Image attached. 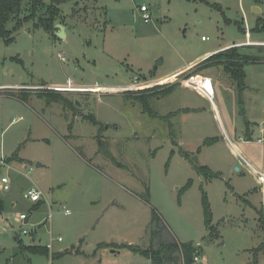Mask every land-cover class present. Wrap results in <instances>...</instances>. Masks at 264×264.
Instances as JSON below:
<instances>
[{
  "label": "rangeland",
  "instance_id": "rangeland-1",
  "mask_svg": "<svg viewBox=\"0 0 264 264\" xmlns=\"http://www.w3.org/2000/svg\"><path fill=\"white\" fill-rule=\"evenodd\" d=\"M59 11L64 39L37 27L38 17L12 41L0 36V185L9 180V190L0 186V264H153L130 246L169 243L197 244L196 264H248L262 248L264 264L262 186L236 171L242 161L229 145L264 173V49L255 45L264 43V0H69ZM234 48L261 60L245 66L243 92L214 61L170 78ZM208 138L219 141L204 146ZM203 166L221 176L206 179ZM33 188L38 203L25 197ZM203 194L218 231L212 243ZM51 239L48 255L24 250Z\"/></svg>",
  "mask_w": 264,
  "mask_h": 264
},
{
  "label": "trees",
  "instance_id": "trees-1",
  "mask_svg": "<svg viewBox=\"0 0 264 264\" xmlns=\"http://www.w3.org/2000/svg\"><path fill=\"white\" fill-rule=\"evenodd\" d=\"M69 0H51L50 4H45L41 0H0V36L8 37V42L12 41L10 38L12 31L19 28L24 22L32 21L38 17V23L35 25L41 28H44L47 32L56 31V24H60L62 17L60 15L59 6ZM46 10L40 14L42 10ZM39 13V14H38ZM25 15L24 17H22ZM12 27V28H10ZM55 36V34H54ZM264 49V46H259ZM214 61L215 65L223 67V69L230 75L231 80L237 85L238 90L243 92L246 89L245 84V66L250 63L260 62L261 60L258 58H253L250 55L240 54L235 48L227 49L224 52H220L217 54H213L209 58L205 59L195 67L199 65L206 64L202 70L211 68V64L209 62ZM174 79V78H173ZM153 88L151 90H154ZM52 101L57 102H67L62 99L48 98L47 104L51 105ZM145 109L147 107L146 100L142 101ZM67 106V104H64ZM199 110H184L185 113L198 112ZM249 124V123H248ZM219 141L218 138H208L204 142V146H211L216 144ZM199 152V151H198ZM182 155L190 160V155L187 152L181 151ZM198 173L204 176L206 179H216L221 175L220 173L213 172L209 167L203 166L199 167ZM192 184L190 180L183 191L187 190ZM1 206V205H0ZM203 214L205 218V226L207 228V232L210 234L208 243H212L214 241L215 232H218L215 226L213 225V217L209 207V203L207 200L206 194H203ZM259 221L261 222L262 227H264V213L261 210L258 212ZM159 216L154 212L153 221H159ZM218 235V233H216ZM132 251H136L146 257H150L152 259L153 264H179L180 259H183L184 264H196L195 257L199 252V247H194L193 244H177V243H169L163 244L159 249L154 250H139L132 248ZM24 250L29 251L33 254H42L48 255L49 250L47 248L39 247V246H28L24 247ZM262 250V248H255L251 250L253 252V257L249 264H259L258 261V253ZM180 253L179 255L176 254Z\"/></svg>",
  "mask_w": 264,
  "mask_h": 264
},
{
  "label": "crops",
  "instance_id": "crops-1",
  "mask_svg": "<svg viewBox=\"0 0 264 264\" xmlns=\"http://www.w3.org/2000/svg\"><path fill=\"white\" fill-rule=\"evenodd\" d=\"M66 31V30H65ZM240 45H246V44H244V43H242V44H237L236 46H238V47H240ZM256 46H264V43H256L255 44ZM216 51H218V50H216ZM216 51H213V52H210V53H207V54H205L204 56H202L201 58H199L197 61H195V62H192L190 65H185V66H183V68H181V69H179V70H177L176 71V73L175 74H173L170 78H176L178 75H181V74H183V73H185V72H187L188 70H190L191 68H193V67H195L197 64H199L202 60L204 61L205 60V58L207 59V57H209V55H211V54H213V53H215ZM196 77V76H195ZM204 78V77H203ZM169 79V78H168ZM168 79H166V80H168ZM205 80H208L209 81V83H211L212 85H213V83H212V81H211V79H207V78H204ZM194 80V79H193ZM26 88H29V87H27V86H25ZM213 88H214V86H213ZM195 89L196 90H199V92L202 94V93H204L208 98H212L211 96L209 97L208 95H207V92H206V87H205V85H200L199 86V88L198 87H195ZM202 96H204L203 94H202ZM205 97V96H204ZM207 97H205V98H207ZM212 105L214 106L215 105V109H216V114H215V116L220 120V123L222 124L221 126H222V128H221V130H222V132L224 133V136L229 140V136H228V132L226 131V129H225V126H224V121H223V119H222V116H221V113H220V111H217V106H216V104L212 101ZM213 106H212V108H213ZM213 110H214V108H213ZM249 132L247 133V136H246V139L243 141L242 140V138H239L240 140H242L243 142H248V141H252L253 140V134H254V131H252V130H248ZM229 142H230V140H229ZM257 142L258 143H262V144H264V128H261V130H260V137L259 138H257ZM229 145H230V147L232 148V156L236 159V157L238 156V158H240V156L242 157V158H244V160L248 163V165L249 166H247V165H245L243 162H239L240 163V169L241 168H243V169H245V170H247L248 172H251V173H253L255 176H257L256 175V173H259V174H262L263 176H264V173L263 172H259V171H257L255 168H253V166L251 165V163L247 160V158L245 157V155L244 154H242L241 153V151H240V149H238L237 148V146L235 145V144H233V143H229ZM3 157V156H2ZM18 160H20L19 158H18ZM241 161V160H240ZM243 163V164H242ZM236 165V164H235ZM254 171L256 172V173H254ZM256 180H257V182L260 184V182H259V179H258V177L256 178ZM261 185V184H260ZM262 208H263V210H264V201H263V204H262ZM29 219H30V217H28V219L25 221V223H27L28 221H29ZM60 239V238H59ZM58 239V240H59ZM62 240V239H61ZM53 243H54V239H51V243L50 244H52V246H53ZM36 246V245H35ZM48 246V245H47ZM47 246L45 247V246H39V247H43V248H47ZM198 246V245H197ZM48 249V248H47ZM49 250V249H48ZM80 251H77L76 253H79ZM66 253H69V251H66ZM55 254H53L52 256L53 257H55L54 256ZM57 255V254H56ZM58 257V256H57ZM250 263V262H249ZM248 263V264H249Z\"/></svg>",
  "mask_w": 264,
  "mask_h": 264
},
{
  "label": "built area",
  "instance_id": "built-area-1",
  "mask_svg": "<svg viewBox=\"0 0 264 264\" xmlns=\"http://www.w3.org/2000/svg\"><path fill=\"white\" fill-rule=\"evenodd\" d=\"M148 10H149V8H148L147 6H145V5H143V6L140 7V12L143 13V19H144V21H145L146 23L150 21V15L147 14ZM247 36H248V38L250 37L249 32H247ZM247 43H248V44H251V43L249 42V40L247 41ZM143 88H145V86H143V84H140V86H139V85H138V86L134 85V86L131 87L132 91H134L135 89H136V90H139V89H143ZM207 99H208L209 101H211V102L213 101V99H211V98H208V97H207ZM240 160H241L245 165L249 166L248 163H247V162L244 160V158H242L241 156H240ZM1 163H2L3 165H5V162H4L3 157L1 158ZM254 173H256V172L254 171ZM256 175H257V177H258V179H259V182H260V184H261V186H262V192H263V194H264V176H263L262 174H259V173H256ZM8 183H9V180H8L6 177H3V178H2V181H1V185H0V186H1V189H3V190H9ZM25 197H26L27 199H29L32 203H38V202H40L41 199H42V192L39 191V190H37V189H35V188H33V189H31V190L28 191V193L26 194ZM19 219H20L21 221L25 222V221L28 219V216H26L25 214H21L20 217H19ZM33 232H35V231H33ZM24 234H28V231H24ZM58 241H61V238H60ZM47 248H48L49 250H51V249H52V244H49V245L47 246ZM199 261H200L199 257L196 256V257H195V262H199Z\"/></svg>",
  "mask_w": 264,
  "mask_h": 264
},
{
  "label": "water",
  "instance_id": "water-1",
  "mask_svg": "<svg viewBox=\"0 0 264 264\" xmlns=\"http://www.w3.org/2000/svg\"><path fill=\"white\" fill-rule=\"evenodd\" d=\"M256 14L257 13H259L260 12V10L258 9V8H254V10H253ZM56 27V29L58 30L57 32H56V35L59 37V38H62V39H64L65 37H66V31H65V28H64V26H62V25H56L55 26ZM203 61V60H202ZM201 61V62H202ZM76 104L78 105V102H76ZM41 165L38 163L37 164V167H40ZM235 169H236V171L237 172H240V166L239 165H236L235 166ZM195 246H197V244H194Z\"/></svg>",
  "mask_w": 264,
  "mask_h": 264
},
{
  "label": "flooded vegetation",
  "instance_id": "flooded-vegetation-1",
  "mask_svg": "<svg viewBox=\"0 0 264 264\" xmlns=\"http://www.w3.org/2000/svg\"><path fill=\"white\" fill-rule=\"evenodd\" d=\"M248 45H251V44H247V46H248Z\"/></svg>",
  "mask_w": 264,
  "mask_h": 264
}]
</instances>
